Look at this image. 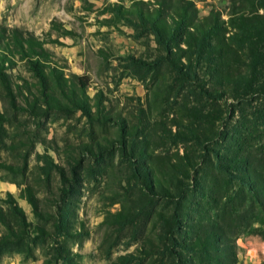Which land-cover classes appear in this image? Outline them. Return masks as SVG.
I'll return each instance as SVG.
<instances>
[{"label":"rangeland","instance_id":"rangeland-1","mask_svg":"<svg viewBox=\"0 0 264 264\" xmlns=\"http://www.w3.org/2000/svg\"><path fill=\"white\" fill-rule=\"evenodd\" d=\"M137 1L0 0V28L46 42L58 78H87L90 110L71 82L43 85L18 57L4 65L0 264H196L192 242L217 226L235 233V264H264L258 225L227 228L217 208L239 136L242 148L264 139V87L216 99L202 77L182 82L165 45L128 11ZM190 1L198 17L227 19L229 0Z\"/></svg>","mask_w":264,"mask_h":264},{"label":"trees","instance_id":"trees-1","mask_svg":"<svg viewBox=\"0 0 264 264\" xmlns=\"http://www.w3.org/2000/svg\"><path fill=\"white\" fill-rule=\"evenodd\" d=\"M229 1L226 20L216 10L198 17L190 0H138L128 11L137 15L143 25H149L158 44L165 45L170 65L181 75L182 82L195 84L202 77L203 82L212 87L209 96L238 98L253 95L264 87L261 82L264 80V4L257 5L255 0ZM248 6L250 9L246 10ZM258 9L263 12L259 13ZM51 29H59L58 24L52 23ZM45 43L30 33L22 36L17 31L7 33L0 28L1 82L8 89L2 69L12 58L18 57L27 62L34 77L43 85H49V76L54 77V86L58 88L71 82L72 99L80 110L90 113L84 108L88 99L87 78L74 76L73 81L58 78L59 71L43 47ZM243 68L248 69V77L242 75ZM46 87L51 92L49 86ZM247 140L246 135L239 136L241 154L223 162L226 190L224 200L218 202V215L225 217L227 228L233 226L240 231L250 222L255 223L258 235L264 240V139L242 148ZM11 214L17 220L16 226L23 229L26 224L21 209L14 206ZM217 218L220 220L219 216ZM233 236L234 232L231 236L225 235L220 226L202 230L191 244L196 264H235Z\"/></svg>","mask_w":264,"mask_h":264}]
</instances>
